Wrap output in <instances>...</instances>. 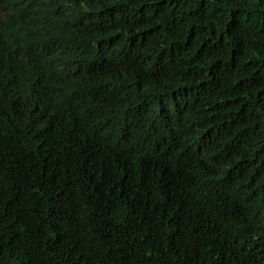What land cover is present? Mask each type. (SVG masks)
<instances>
[{"label": "trees", "instance_id": "obj_1", "mask_svg": "<svg viewBox=\"0 0 264 264\" xmlns=\"http://www.w3.org/2000/svg\"><path fill=\"white\" fill-rule=\"evenodd\" d=\"M0 264H264V0H0Z\"/></svg>", "mask_w": 264, "mask_h": 264}]
</instances>
